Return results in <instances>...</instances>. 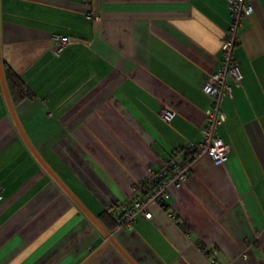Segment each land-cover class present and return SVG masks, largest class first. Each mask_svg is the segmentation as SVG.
<instances>
[{
	"label": "crops",
	"instance_id": "obj_1",
	"mask_svg": "<svg viewBox=\"0 0 264 264\" xmlns=\"http://www.w3.org/2000/svg\"><path fill=\"white\" fill-rule=\"evenodd\" d=\"M252 7L217 126L232 152L222 165L202 156L150 219L110 232L136 264H210L202 248L264 264V0ZM229 19L227 0H0L1 60L29 94L15 116L92 216L200 140ZM57 34L69 42L55 56ZM0 189V264H129L30 152L2 93Z\"/></svg>",
	"mask_w": 264,
	"mask_h": 264
},
{
	"label": "built area",
	"instance_id": "obj_2",
	"mask_svg": "<svg viewBox=\"0 0 264 264\" xmlns=\"http://www.w3.org/2000/svg\"><path fill=\"white\" fill-rule=\"evenodd\" d=\"M253 1L255 0H227L230 19L222 40L218 66L202 86V91L209 98V105L205 110V123L201 128L200 140L174 150L159 169L147 168L145 180L133 186L132 193L126 201L121 205L112 204L106 208L105 212L113 218L116 230L130 228L138 216L150 219L152 216L150 207L164 206L171 198V190L182 186L191 172L193 163L202 156H208L215 165H222L229 158L232 145L219 137L217 126L226 119L221 109V100L231 95L232 86L241 83L242 74L233 59L232 49L239 42V28L243 22L248 21L253 11ZM68 42L67 36L54 35L52 54L58 56ZM159 115L163 120L170 121L174 117V111L162 106ZM168 216L182 227L181 219L172 211H168ZM182 229L187 232L186 228ZM202 252L210 264H223L217 258V249L202 248Z\"/></svg>",
	"mask_w": 264,
	"mask_h": 264
},
{
	"label": "water",
	"instance_id": "obj_3",
	"mask_svg": "<svg viewBox=\"0 0 264 264\" xmlns=\"http://www.w3.org/2000/svg\"><path fill=\"white\" fill-rule=\"evenodd\" d=\"M0 88L1 92L3 94L4 100L6 102L7 108L9 110V113L20 133L23 140L25 141L26 145L28 146L30 152L33 154V156L36 158V160L39 162V164L42 166V168L55 180V182L64 190V192L76 203V205L79 207V209L89 218L91 223L107 238L108 242H110L116 250L127 260L129 264H136L130 256L122 249V247L114 240L112 235L106 231L103 226L99 223L97 218L92 216L86 208L80 202L75 198V196L72 194V192L62 183V181L52 172V170L46 165V163L43 161V159L40 157L38 152L34 149V147L31 145L27 137L25 136L16 116L14 113L13 105L10 100L7 87L5 84L3 69H2V63H1V55H0Z\"/></svg>",
	"mask_w": 264,
	"mask_h": 264
},
{
	"label": "trees",
	"instance_id": "obj_4",
	"mask_svg": "<svg viewBox=\"0 0 264 264\" xmlns=\"http://www.w3.org/2000/svg\"><path fill=\"white\" fill-rule=\"evenodd\" d=\"M1 63H2V69H3L7 91L12 104L15 105L18 101L25 98L29 94L28 92L24 93L25 86L18 78V76L9 69V67L3 60H1ZM0 93H2L1 88H0ZM97 220L103 226V228L109 233L114 231L115 229L114 220L105 211H103L97 216Z\"/></svg>",
	"mask_w": 264,
	"mask_h": 264
}]
</instances>
